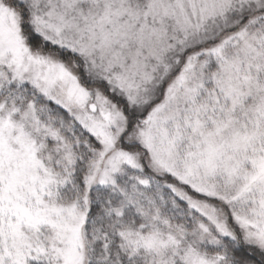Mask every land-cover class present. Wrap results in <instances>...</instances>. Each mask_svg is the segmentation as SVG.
<instances>
[{"label": "snow or ice", "instance_id": "6c2138e0", "mask_svg": "<svg viewBox=\"0 0 264 264\" xmlns=\"http://www.w3.org/2000/svg\"><path fill=\"white\" fill-rule=\"evenodd\" d=\"M0 264H264V0H0Z\"/></svg>", "mask_w": 264, "mask_h": 264}]
</instances>
